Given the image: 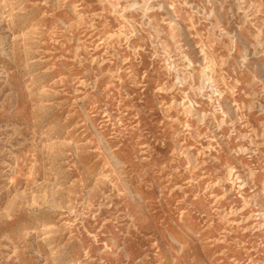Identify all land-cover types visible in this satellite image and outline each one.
I'll list each match as a JSON object with an SVG mask.
<instances>
[{
	"label": "rangeland",
	"instance_id": "1",
	"mask_svg": "<svg viewBox=\"0 0 264 264\" xmlns=\"http://www.w3.org/2000/svg\"><path fill=\"white\" fill-rule=\"evenodd\" d=\"M0 264H264V0H0Z\"/></svg>",
	"mask_w": 264,
	"mask_h": 264
},
{
	"label": "bare ground",
	"instance_id": "2",
	"mask_svg": "<svg viewBox=\"0 0 264 264\" xmlns=\"http://www.w3.org/2000/svg\"><path fill=\"white\" fill-rule=\"evenodd\" d=\"M174 14V11H173V9L171 10V13L169 14V15H173Z\"/></svg>",
	"mask_w": 264,
	"mask_h": 264
}]
</instances>
